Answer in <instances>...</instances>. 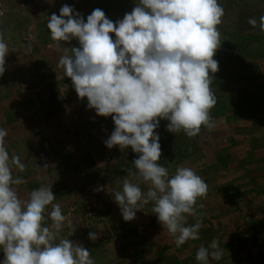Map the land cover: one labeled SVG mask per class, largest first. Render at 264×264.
Masks as SVG:
<instances>
[{
  "label": "rangeland",
  "instance_id": "rangeland-1",
  "mask_svg": "<svg viewBox=\"0 0 264 264\" xmlns=\"http://www.w3.org/2000/svg\"><path fill=\"white\" fill-rule=\"evenodd\" d=\"M220 3L224 8L220 25L237 33H241L240 11L259 12L264 7V0ZM64 4L85 19L96 9L95 0H0V35L9 48L5 72L0 75V127L7 129L10 155H18L26 165L22 172L13 169L14 176L24 181L15 190L26 199L31 190L52 184L53 203L60 204L63 214L74 209L73 233L69 225L64 226L57 242L69 235L73 242H83L95 264L102 263L105 250L112 252L108 264L125 260L145 264L151 256L141 252L151 250V245L146 246L150 243L156 247L146 251L153 257L147 264H200L197 251H190L197 239L176 247L174 237L152 213L151 201L131 221L122 217L117 224L108 221L111 213L121 215L114 193L121 190L124 179L102 178L110 164L131 147L105 146L114 130L111 116H98L89 109L87 99L77 96L71 79L57 66L63 46H78L75 39L57 46L46 27L48 17L59 15ZM238 49L229 51L221 63V45L216 50L213 58L219 68L231 73L223 106L205 135L208 144L200 136L194 156L179 165L193 168L208 186L206 196L197 200L196 215L187 216V224L202 217L199 238L205 247L214 239L219 242L223 257L210 259V264H264V38ZM166 124L161 120L159 127L166 128ZM177 167L172 165L169 172ZM127 178L147 192L148 183L137 181L135 175ZM50 211L49 205L46 217ZM89 211L92 217L87 216ZM51 222L45 220L46 225ZM93 231L95 241L88 238ZM125 245L137 251L121 255Z\"/></svg>",
  "mask_w": 264,
  "mask_h": 264
},
{
  "label": "clouds",
  "instance_id": "clouds-1",
  "mask_svg": "<svg viewBox=\"0 0 264 264\" xmlns=\"http://www.w3.org/2000/svg\"><path fill=\"white\" fill-rule=\"evenodd\" d=\"M223 16L220 0H135L133 9L115 22L100 8L85 19L64 4L46 24L57 46L78 41L76 47L63 46L57 66L71 79L77 96L87 99L89 109L111 116L114 130L105 146H130L139 154L132 161L136 180L150 186L144 192L139 183L123 180L114 193L122 218L131 221L137 210L153 202L152 213L174 237L176 247L199 239L202 217L187 224V216L196 215L197 200L206 196L208 186L191 167L178 166L170 173L158 163L156 129L166 120L168 132L194 137L201 126H213L210 111L217 97L211 74L219 70L213 57L222 42L217 26ZM248 24L264 32V15L249 18ZM8 53L0 35V75ZM7 135L0 127V264H95L88 248L68 238L75 228L70 222V235L57 242L67 218L60 204L53 203L52 184L31 190L26 199L19 196L14 186L24 181L13 169L22 172L26 165L18 155H10ZM88 238L95 241L97 233L89 232ZM222 257L223 249L214 239L207 247L201 245L195 258L210 264V259Z\"/></svg>",
  "mask_w": 264,
  "mask_h": 264
},
{
  "label": "trees",
  "instance_id": "trees-1",
  "mask_svg": "<svg viewBox=\"0 0 264 264\" xmlns=\"http://www.w3.org/2000/svg\"><path fill=\"white\" fill-rule=\"evenodd\" d=\"M134 6L135 0H95V8L103 10L106 17L114 22L122 19L125 13L130 12ZM245 12L246 11H240L238 15V29L241 30V33H237L222 25L217 26L222 35L221 54L218 59L219 63L224 61L229 51H238V48L244 47L246 43L264 38V32H261L258 26L253 27L248 24L249 18H256L259 20V17L264 15V7L259 12H252L250 10ZM245 15H248L247 19ZM236 47L238 48L236 49ZM219 63L218 67L220 66ZM229 72H223L222 68H219L216 73L211 74L213 76L211 88L217 97V103L210 111L212 122L217 119L216 115L218 110L223 106V91H225L227 83H229L231 79V73ZM209 130L210 128L201 126L198 135L188 137L183 131L173 134L168 132L165 127H158L156 131L160 135L159 142L161 145V157L158 163L169 168L172 165L179 166L184 162L183 160L189 157L192 158L194 156V147L199 145L198 140L200 141V136L201 140L208 144L205 135ZM138 155L139 154L134 153L132 150H129L126 155L120 158L118 157L113 164H110L109 169L104 172L103 181L123 180L135 175L136 169L132 161L137 158ZM202 243L203 241L199 238L193 243L192 247L197 251ZM203 246H205L204 243Z\"/></svg>",
  "mask_w": 264,
  "mask_h": 264
},
{
  "label": "crops",
  "instance_id": "crops-1",
  "mask_svg": "<svg viewBox=\"0 0 264 264\" xmlns=\"http://www.w3.org/2000/svg\"><path fill=\"white\" fill-rule=\"evenodd\" d=\"M147 206L146 205H144L143 207H142V209H147L146 208ZM122 215V214H121ZM121 215H118V214H112L111 213V215H109V220L108 221H112V222H114V223H118L119 221H120V217H122ZM107 219V218H106ZM104 226H106L107 224L106 223H104L103 224ZM110 226V225H109ZM123 231H125V230H123ZM133 237V236H132ZM132 237H131V239H132ZM134 238V237H133ZM82 244H84L83 242H82ZM143 245V244H142ZM142 245L139 247V249L141 248V250H142ZM149 245H151V250H149V249H145V250H142V255L143 254H147V255H150L151 257L147 260V262H145V264H147L153 257H152V255L151 254H149V252H146V251H153V249H155V245H153L152 243H150V244H146V246H149ZM86 246V245H85ZM136 247H138V246H136ZM138 249V250H139ZM141 250H139V251H141ZM106 251V253L105 254H103L104 256H103V258H101V262L102 263H99V262H96V264H108L109 263V260H110V255H111V251L110 250H105ZM133 251H137L136 249H135V247L134 248H132V245L130 246V247H126V245L125 246H122L121 247V255H123V254H128L127 256H129L130 255V253L131 252H133ZM190 251L191 252H194L195 250H194V248L191 246V248H190ZM99 259V261H100V258H98ZM127 261V262H126ZM110 263H112V262H110ZM123 264H127V263H132V262H129V260H125L124 262H122ZM144 262H142V264H143Z\"/></svg>",
  "mask_w": 264,
  "mask_h": 264
},
{
  "label": "built area",
  "instance_id": "built-area-1",
  "mask_svg": "<svg viewBox=\"0 0 264 264\" xmlns=\"http://www.w3.org/2000/svg\"><path fill=\"white\" fill-rule=\"evenodd\" d=\"M73 214H74V209L73 208H70L64 215L66 216V223H65V226L66 225H69V222H70V224L72 223V219H73ZM86 214H87V216L88 217H92L94 214H93V212L92 211H89V212H86ZM86 218V217H85ZM76 219H78V220H82L81 219V217L79 218H76ZM86 220V219H85ZM52 223V222H51ZM51 223H49V224H47V225H51ZM138 232H140V229L138 228Z\"/></svg>",
  "mask_w": 264,
  "mask_h": 264
}]
</instances>
